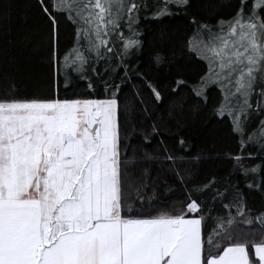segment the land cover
Returning a JSON list of instances; mask_svg holds the SVG:
<instances>
[{"label":"snow or ice","instance_id":"snow-or-ice-1","mask_svg":"<svg viewBox=\"0 0 264 264\" xmlns=\"http://www.w3.org/2000/svg\"><path fill=\"white\" fill-rule=\"evenodd\" d=\"M37 6L50 26L54 81L62 70L67 88L71 71L95 91L91 75H100L96 65L109 56L125 71L121 79L140 74L127 57L142 48L134 24L147 7L144 0H37ZM173 7L186 9L190 0H162L153 15H172ZM61 14L75 31L63 54ZM191 23L186 50L207 65L193 90L206 100L205 90L219 87L222 98L213 115L228 118L240 146L226 155L245 177L261 174V183L253 176L248 186L264 191V0H238L228 19L208 23L193 16ZM152 58L157 65L167 59L160 52ZM102 82L104 98H62L58 82L51 97L19 98L15 85L0 96V264H264V210L252 215L239 188L228 204L221 202L227 219L214 216V206L200 197L214 188L215 177L193 185L176 211L148 210L151 198L128 179L136 157L122 147L132 130L122 129L120 86ZM145 83L161 101L163 89ZM186 83L177 71L168 87L175 91ZM255 116L261 117L258 127L251 122ZM248 144L262 151H246ZM254 155L260 163H250ZM175 175L183 183L190 174L177 169ZM228 190L215 189L212 199ZM254 224L259 239L256 228L241 231Z\"/></svg>","mask_w":264,"mask_h":264},{"label":"trees","instance_id":"trees-1","mask_svg":"<svg viewBox=\"0 0 264 264\" xmlns=\"http://www.w3.org/2000/svg\"><path fill=\"white\" fill-rule=\"evenodd\" d=\"M144 2L147 7L134 24L142 48L136 55L127 57L128 65L134 70L138 67L140 74L128 72L130 79H121L125 77V71L118 64L114 66V60L109 56L107 63L102 60L96 65L100 75H91L93 91L88 88L89 81L78 78L75 72L70 71L67 88L62 70L54 81L50 26L41 14L37 0H0V96L9 92L10 85H15L13 94L19 98L51 97L55 92L54 84L58 82L62 98H104L106 92L102 81H114L120 86L119 98L126 113L122 116V129L132 130L124 137L128 144L122 147H127L128 156L136 157V162L129 168L128 179L138 183L140 193L151 198L149 211H176L186 203L187 191L193 185L215 177L214 188L200 194L205 203L214 206V216L227 219L228 209L223 208L221 202L228 204L234 198L236 188L255 215L264 210V191L248 185L253 182V176L255 183H261V174L245 177L232 168V161L226 154L240 151L238 139L231 132L227 117L221 120L213 115L222 98L221 90L211 85L205 90L206 100L195 94L193 86L199 83L207 65L189 55L185 47L193 30L191 17L208 23H215L221 17L228 19L238 0H190V7H173L174 14L161 17L153 13L162 6V0ZM57 19L61 34L59 51L63 54L73 46L74 25L62 14ZM122 30L128 35L126 26ZM157 52L165 54L166 63L157 65L154 62L152 54ZM119 59V56L115 57L116 61ZM177 71L187 83L174 91L168 85L177 77ZM145 80L163 89L161 101L154 99ZM260 118L252 117V124L258 127ZM153 126L158 129L156 133H152ZM146 134H150L148 140L144 139ZM245 150L262 151L258 144H248ZM168 154L176 158L174 163L165 158ZM260 162L258 155L250 160L253 164ZM177 169L190 174L183 183L176 179ZM226 186L229 190L224 197L213 200L215 189L224 191ZM132 195L135 197L136 192L132 191ZM231 211L235 214L234 208ZM245 215L249 213L246 211Z\"/></svg>","mask_w":264,"mask_h":264},{"label":"rangeland","instance_id":"rangeland-1","mask_svg":"<svg viewBox=\"0 0 264 264\" xmlns=\"http://www.w3.org/2000/svg\"><path fill=\"white\" fill-rule=\"evenodd\" d=\"M247 216V215H246ZM239 219H242V218H239L238 217V220ZM235 226V225H234ZM253 228H256L257 229V231H256V238L257 239H259L260 238V232H259V229H258V226L256 225V224H254V225H252V226H244V225H242L241 226V231L242 232H249V231H251V229H253Z\"/></svg>","mask_w":264,"mask_h":264}]
</instances>
